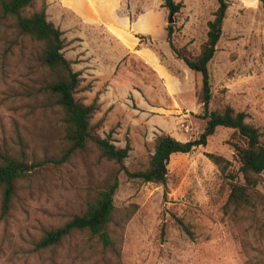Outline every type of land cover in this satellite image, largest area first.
I'll return each mask as SVG.
<instances>
[{
	"label": "rangeland",
	"instance_id": "obj_1",
	"mask_svg": "<svg viewBox=\"0 0 264 264\" xmlns=\"http://www.w3.org/2000/svg\"><path fill=\"white\" fill-rule=\"evenodd\" d=\"M176 1L182 8L172 23L163 0H33L22 12L44 8L61 30V51L79 72L74 96L96 105L91 132L117 147L128 144L123 165L131 171L147 165L156 135L187 141L205 125L200 75L171 51L167 25L174 45L195 55L217 2ZM228 2L208 64L210 107L229 103L246 112L264 143V0ZM41 48L13 17L0 19V154L22 168L5 213L0 191V264H264V216L232 217L223 208L227 171L239 166L233 129L218 126L205 146L172 154L164 185L128 178L92 143L61 160L67 141L60 109L42 92L51 72ZM208 153L229 161L225 173ZM115 176L110 245L87 230L39 245ZM257 189L264 194V172Z\"/></svg>",
	"mask_w": 264,
	"mask_h": 264
},
{
	"label": "trees",
	"instance_id": "obj_2",
	"mask_svg": "<svg viewBox=\"0 0 264 264\" xmlns=\"http://www.w3.org/2000/svg\"><path fill=\"white\" fill-rule=\"evenodd\" d=\"M33 0H0V19L11 16L21 33L32 36L42 43L41 61L50 70L51 80L42 87L45 94L62 113L64 138L67 148L61 160L77 150H84L89 143L95 145L101 155L120 165L128 178L140 179L143 182H153L164 185L167 175V164L174 153H186L199 146H205L207 139L216 127L223 126L233 129L231 136L235 139L232 143L234 157L238 162V169L234 172L227 171L229 191L224 203V212L232 217H243L245 212L253 216H264V194L257 189L261 173L264 172V143L260 139L257 127L246 121L247 114L242 110H235L229 103L211 108L212 83L208 64L216 51V43L222 33V24L229 6L228 0H216L217 7L213 18L207 22L206 40L201 44L199 52L192 55L186 47H176L172 41L173 24L167 25V42L173 54L181 59L185 66L201 76L200 103L202 113L199 115L205 120L201 133L194 139L181 141L163 133L154 138L153 152L150 154L147 165L138 170H129L123 165L127 156L129 145L117 147L108 137L102 138L91 132L90 119L96 105L85 104L75 98L74 94L79 85V72L73 70L71 62L66 59L61 51L63 41L61 30L46 19L45 9L41 8L31 15H23V10ZM264 5V2H263ZM169 14H175L182 8V3L176 0H163ZM209 158L218 164L223 173L227 170L229 161L220 155L208 153ZM0 191L2 193L1 211L7 212L14 194L18 177L22 168L16 162L0 154ZM118 187V180L114 179L98 193L96 199L89 203L79 215H75L65 224L46 231L40 240L41 247L58 243L73 230H87L97 235L105 245H110L112 240L106 230L114 205L113 196ZM182 224L183 229L190 233Z\"/></svg>",
	"mask_w": 264,
	"mask_h": 264
},
{
	"label": "crops",
	"instance_id": "obj_3",
	"mask_svg": "<svg viewBox=\"0 0 264 264\" xmlns=\"http://www.w3.org/2000/svg\"><path fill=\"white\" fill-rule=\"evenodd\" d=\"M240 1L243 2L244 0H240ZM107 56H108V55L105 56V61H107V59H106ZM99 58H100L99 56H97L96 58H93L94 62H90V63H88V64H92V65H93V64H96V63L98 62ZM199 75H200V74H199ZM200 80H201V76H200Z\"/></svg>",
	"mask_w": 264,
	"mask_h": 264
},
{
	"label": "water",
	"instance_id": "obj_4",
	"mask_svg": "<svg viewBox=\"0 0 264 264\" xmlns=\"http://www.w3.org/2000/svg\"><path fill=\"white\" fill-rule=\"evenodd\" d=\"M173 22V14L169 15V23ZM25 169H28V167H25Z\"/></svg>",
	"mask_w": 264,
	"mask_h": 264
}]
</instances>
